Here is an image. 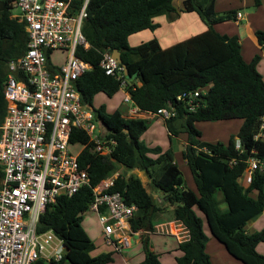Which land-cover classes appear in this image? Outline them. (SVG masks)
Here are the masks:
<instances>
[{
  "label": "trees",
  "instance_id": "obj_1",
  "mask_svg": "<svg viewBox=\"0 0 264 264\" xmlns=\"http://www.w3.org/2000/svg\"><path fill=\"white\" fill-rule=\"evenodd\" d=\"M14 1L6 0L5 10L0 13V127L7 113L4 84L8 65L26 52L29 41L24 24L10 17L8 9ZM84 1L75 0V8L80 9ZM173 1L89 0L82 27L89 47L79 46L76 54L93 68L77 81V88L83 102L94 109L96 120L106 126L107 138L116 140L117 146L110 156H101L84 132H72V144L86 145L79 162L89 173L91 187L72 197L58 198L40 219V232L52 230L64 241L66 255L59 264L114 262L112 251L94 254L96 244L83 220L94 201L93 188L116 174L119 167L144 172L152 188L167 201L159 206L140 177L117 176L109 192H120L128 204L138 207L131 221L133 231L154 232L157 224L169 220L181 223L188 231L189 239L178 244L181 256L177 264H213L206 251L209 238L205 222L233 258L243 264H264V255L257 251L258 245L264 243V229L246 231L247 223L264 212V172L256 171L250 184L245 181L247 161L252 157L264 159V139L255 138L264 133V80L257 70L261 56L256 55L248 64L238 36L216 31L218 24L237 21L238 11L217 13L216 0H185L179 10ZM255 5L260 6L261 0H255ZM181 12H196L208 29L167 49L156 38L135 47L129 45L131 35L160 28L154 18L167 15L172 22ZM254 35L264 48V31L258 30ZM115 50L121 53L129 72L125 90L143 111L156 113L166 106L176 110V117L165 120L169 139L182 133L188 135L183 156L198 194L186 185L172 148L164 151L142 140L151 120L126 119L123 109L107 113L104 106L94 107L97 94L112 98L121 91V81L108 76L101 67L104 53ZM207 87V92L199 97L201 106L195 111L178 101L184 93ZM232 120L244 123L228 143L201 140L197 122ZM238 141L243 152L236 147ZM233 161L236 164L231 165ZM2 178L0 166V184ZM168 210L170 218L160 219L159 215ZM146 237L142 236L145 260L141 264H163Z\"/></svg>",
  "mask_w": 264,
  "mask_h": 264
},
{
  "label": "built area",
  "instance_id": "obj_2",
  "mask_svg": "<svg viewBox=\"0 0 264 264\" xmlns=\"http://www.w3.org/2000/svg\"><path fill=\"white\" fill-rule=\"evenodd\" d=\"M4 2L6 0H3ZM75 0H15L8 9L10 17L23 23L28 35L26 52L8 65L4 84L7 113L0 127V264H59L66 255L63 239L52 230L40 232L39 224L47 207L62 196L72 197L91 178L81 167L79 156L86 145L72 144L74 130L84 132L95 151L110 156L117 141L107 138L98 127L94 109L83 102L77 81L92 70V65L77 56L79 46L89 47L82 27L87 18L89 0L80 9ZM242 18L241 13L237 15ZM55 52L66 53L63 65H54ZM101 67L108 76L121 81L126 92L127 80L113 52L104 53ZM203 88L178 97L190 111L201 104ZM126 119L164 121L176 117L171 106L156 113L143 111L126 92ZM264 128V124L262 129ZM263 138L264 133L255 137ZM79 146L78 152L73 151ZM237 149L243 152L241 143ZM246 169V184L256 171L264 172V159L252 157ZM236 164L235 161L231 165ZM117 172L93 188L90 211L98 215L105 244L122 253L140 232L132 229L138 207L130 205L120 192H109ZM160 228V227H158ZM182 240L189 239L183 229ZM182 236V234H181Z\"/></svg>",
  "mask_w": 264,
  "mask_h": 264
},
{
  "label": "crops",
  "instance_id": "obj_3",
  "mask_svg": "<svg viewBox=\"0 0 264 264\" xmlns=\"http://www.w3.org/2000/svg\"><path fill=\"white\" fill-rule=\"evenodd\" d=\"M184 1L185 0H181V3L179 5L175 4V0L173 2L177 9L182 10L184 7ZM215 11L217 13L227 11H238V13H241V19H238L237 21H229L218 24L215 26V29L223 35L238 36L242 46L243 58L248 64L254 60L256 55L261 56V59L257 64V70L262 75L264 80V48L259 46L254 35L258 30L264 31V0H261L260 6L255 5V0H216ZM154 22L159 23L160 28L155 31L147 29L131 35L129 37V45L131 47H135L156 38L158 39L160 46L163 49H167L186 39L203 33L208 29L207 25L201 20L200 16L196 12H181L180 17L172 22L169 21L167 15H161L154 18ZM139 85H141V83H139ZM125 96L126 92L124 90H121L112 98L108 97L104 93H99L95 96L93 105L95 108L104 106L107 113H112L117 109H123L125 114L127 111V107L124 108L123 106V100L125 99ZM202 123L209 124L208 126L213 128L215 134L222 132L229 141L233 135H237L239 133L244 122L243 120L197 122L196 127L202 132L201 140L211 142L213 140H207V138L204 136L203 131L205 130L200 125ZM142 140L148 146H159L164 151L172 148L175 155V160L178 163L180 169V164H184V167L187 169L190 176L189 182H186L187 186L196 194H198V189L194 177L183 156L184 151L188 147L187 134L182 133L178 137H174L170 141L165 121L161 118H155L150 121V128L142 136ZM228 141L223 143H228ZM151 195L155 200H157V202H160L161 200L167 202L162 193L158 192L155 195ZM158 204L159 206L164 205L163 203ZM170 210H172V208H170ZM159 218L168 219L165 214L159 215ZM172 224L175 225V227L180 228L179 232L182 231L181 227L184 228L181 223L169 220L157 224L155 227V231L149 233L150 235L146 237L148 239L151 250L159 255V258L163 264H177V258L181 256V252L178 250V244L183 241L182 236L180 233L174 232V230L177 228H174L173 230ZM158 227H162V230L159 231ZM204 228L205 233L209 238L206 245V251L211 256L213 264H243L242 262L233 258L228 253L225 246L212 236L209 227H207L206 224H204ZM263 229L264 212L249 221L246 226V231L248 233L261 231ZM143 233L148 234V232H140L139 236L134 238L132 246L127 249L129 253L126 257L123 256L124 252L119 253L118 255H114V257L116 256V263L141 264L145 260V253L143 250L144 245L141 239V235ZM101 237H103L102 230ZM213 240H216L215 242L217 243H214ZM106 247L108 246L106 245ZM209 247L211 248L212 252H210ZM111 251L113 252L112 248L108 252ZM257 251L261 255H264V243L258 245Z\"/></svg>",
  "mask_w": 264,
  "mask_h": 264
},
{
  "label": "rangeland",
  "instance_id": "obj_4",
  "mask_svg": "<svg viewBox=\"0 0 264 264\" xmlns=\"http://www.w3.org/2000/svg\"><path fill=\"white\" fill-rule=\"evenodd\" d=\"M181 3V0H175V4L176 5H179ZM51 60H52V63L54 64V65H63L64 63H65V60H66V53H63V52H55V53H53L52 54V57H51ZM123 106H124V108H126L127 106L125 105V99L123 100ZM97 124H98V127L99 128H102V129H104L101 125H100V123L97 121ZM201 126H202V128L205 130V131H203V133H204V136L207 138V140H213V141H211V142H217V141H222V142H227L228 141V139L225 137V135H223V133L221 132V133H217V134H215V132L213 131V128L212 127H210V126H208L209 124H207V123H202V124H200ZM221 134V135H220ZM218 139V140H217ZM216 140V141H215ZM80 150V147L77 145V146H74L73 147V151H75V152H78ZM180 166H181V171H182V173H183V176H184V178H185V181L187 182H189V178H190V176H189V174H188V171H187V169L184 167V164H180ZM119 174H121V175H124V176H130V175H136V176H138V177H140L141 179H142V181H143V184L145 185V187L147 188V190H148V192L150 193V194H153V195H155L156 193H158L159 191H157V190H155V189H153L152 188V186H151V184H150V182H149V179H148V177L145 175V173L144 172H140V171H138V170H134V171H128L127 169H125V168H123V167H119V169H118V171H117ZM115 175V174H114ZM113 175V176H114ZM187 185V184H186ZM159 193H161V192H159ZM157 201V200H156ZM158 203H163V204H166V202H164V201H160V202H158ZM169 209V208H168ZM165 216L167 217V218H170V216H171V211L170 210H168L166 213H165ZM177 222V221H176ZM206 225H207V223H205ZM83 226H84V228H85V230L87 231V233L90 235V237H92V239L94 240V242H95V244H96V251L94 252V254H101V253H105L106 251L108 252V251H110V247L108 248V247H106V245H105V241H104V238L103 237H101V225H100V222H99V220H98V215L96 214V213H94V212H91L90 210L88 211V212H86L85 214H84V220H83ZM180 226V225H179ZM171 227V226H170ZM207 227H208V225H207ZM172 228H173V230H174V228H177V227H175V225H173L172 224ZM159 229V231H161L162 230V227H160V228H158ZM179 229L180 228H177V229H175L174 230V232L175 233H180V234H182V238H183V229L184 228H182L181 227V230L182 231H180L179 232ZM208 229V228H207ZM206 231H208V230H206ZM149 233H151V232H148V234L147 233H143L142 235H141V239H142V236L144 235V236H148V235H150ZM133 241H134V239H133ZM143 241V240H142ZM216 240H213V242L214 243H217V242H215ZM220 245V244H219ZM222 247V246H221ZM210 248V247H209ZM143 250H144V246H143ZM114 252V251H113ZM210 252H212V250H211V248H210ZM128 253H129V251L126 249L125 251H124V253H123V256L124 257H126L127 255H128ZM145 253V252H144ZM118 255L119 253H117V252H114V255ZM114 255H113V257H114ZM111 264H118V262L116 263V256L114 257V262L113 263H111Z\"/></svg>",
  "mask_w": 264,
  "mask_h": 264
},
{
  "label": "water",
  "instance_id": "obj_5",
  "mask_svg": "<svg viewBox=\"0 0 264 264\" xmlns=\"http://www.w3.org/2000/svg\"><path fill=\"white\" fill-rule=\"evenodd\" d=\"M4 10H5V2L3 0H0V13L4 12ZM113 56L122 65L124 75L126 77H129V72H128L127 66L122 63L121 53L118 50H115L113 52ZM99 123L104 128V129L100 128L102 130V132H103V135H107L108 133H107L106 126L104 125V123L102 121H99Z\"/></svg>",
  "mask_w": 264,
  "mask_h": 264
}]
</instances>
